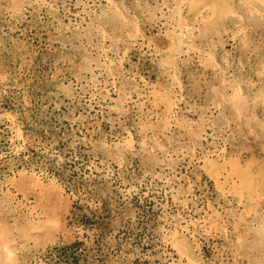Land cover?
I'll use <instances>...</instances> for the list:
<instances>
[{
	"label": "rangeland",
	"instance_id": "obj_1",
	"mask_svg": "<svg viewBox=\"0 0 264 264\" xmlns=\"http://www.w3.org/2000/svg\"><path fill=\"white\" fill-rule=\"evenodd\" d=\"M0 264H264V0H0Z\"/></svg>",
	"mask_w": 264,
	"mask_h": 264
}]
</instances>
